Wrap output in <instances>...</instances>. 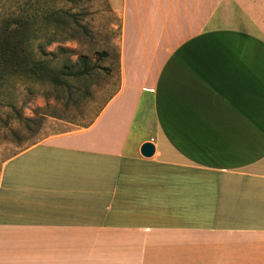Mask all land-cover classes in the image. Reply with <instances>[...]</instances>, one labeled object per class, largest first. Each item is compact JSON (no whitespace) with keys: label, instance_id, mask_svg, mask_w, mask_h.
<instances>
[{"label":"crops","instance_id":"crops-1","mask_svg":"<svg viewBox=\"0 0 264 264\" xmlns=\"http://www.w3.org/2000/svg\"><path fill=\"white\" fill-rule=\"evenodd\" d=\"M107 1L119 90L3 164L0 264H264V0Z\"/></svg>","mask_w":264,"mask_h":264},{"label":"rangeland","instance_id":"rangeland-1","mask_svg":"<svg viewBox=\"0 0 264 264\" xmlns=\"http://www.w3.org/2000/svg\"><path fill=\"white\" fill-rule=\"evenodd\" d=\"M19 1L0 0V19L13 13ZM42 10L35 18L37 7H24L35 19L31 23L36 22L38 39L56 42L46 48L51 68L80 70V60L87 59L92 73L82 82L69 81L66 88L22 73L11 86L0 88V172L24 149L86 128L120 87L121 20L107 0H47ZM53 10L70 12L74 31L65 32L63 22L56 29ZM71 34L77 39L62 42Z\"/></svg>","mask_w":264,"mask_h":264},{"label":"trees","instance_id":"trees-1","mask_svg":"<svg viewBox=\"0 0 264 264\" xmlns=\"http://www.w3.org/2000/svg\"><path fill=\"white\" fill-rule=\"evenodd\" d=\"M46 1L20 0L13 13H8L0 19V88L11 86L17 76L22 73L27 76L45 78L56 88L69 87V81L79 83L91 76L92 69L87 64V59L80 60V70H75L69 65L51 68L46 48L56 42L53 40L45 42L38 39L37 31L33 29L36 22L31 23L35 19L24 11L27 4H34L37 7L35 18H40L41 12L44 11L42 10L43 4H46ZM51 17L56 29V24L60 27L63 22L65 32L74 31V25L71 22L73 16L70 12L53 10ZM75 39H77L76 35L71 34L67 40H62V42Z\"/></svg>","mask_w":264,"mask_h":264},{"label":"water","instance_id":"water-1","mask_svg":"<svg viewBox=\"0 0 264 264\" xmlns=\"http://www.w3.org/2000/svg\"><path fill=\"white\" fill-rule=\"evenodd\" d=\"M141 154L145 158H151L155 154V147L152 144H145L142 147Z\"/></svg>","mask_w":264,"mask_h":264}]
</instances>
